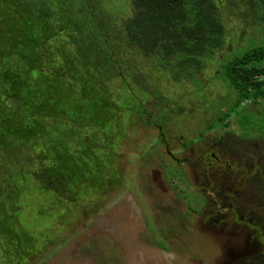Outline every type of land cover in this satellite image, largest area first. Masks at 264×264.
Listing matches in <instances>:
<instances>
[{
	"label": "rangeland",
	"instance_id": "1",
	"mask_svg": "<svg viewBox=\"0 0 264 264\" xmlns=\"http://www.w3.org/2000/svg\"><path fill=\"white\" fill-rule=\"evenodd\" d=\"M26 1L14 5L19 16ZM115 1L114 11H128V0ZM215 1L225 44L192 77L178 79L156 58L126 45L113 56L116 63L97 64L93 55L82 60L74 44H64L55 0L47 19L35 13L25 22L37 60L23 63V41L10 43L0 12V81L22 70L27 82L13 98L6 91L8 112L25 120L40 71L47 81L63 76L60 88L72 101L106 109L102 125L59 114L67 123L60 126L44 107L48 117L39 124L59 128L66 142L60 138L53 148L51 139L10 136L0 146V188L10 184L2 177L29 162L26 181L10 184L19 196L0 192L12 229L24 231L13 244L1 241L7 222L0 218V264H264V135L239 127L238 113L251 114V99L233 108L236 92L222 70L226 58L264 42V22L244 0ZM93 4L91 13L115 29L98 0ZM242 67L263 68L264 58ZM251 78L264 89V74ZM256 103L253 112L264 113V100ZM21 139L28 144L19 151ZM14 146L16 159L9 154ZM57 162L69 178L42 189L40 173L47 175L45 166Z\"/></svg>",
	"mask_w": 264,
	"mask_h": 264
},
{
	"label": "trees",
	"instance_id": "2",
	"mask_svg": "<svg viewBox=\"0 0 264 264\" xmlns=\"http://www.w3.org/2000/svg\"><path fill=\"white\" fill-rule=\"evenodd\" d=\"M73 1L75 0H55L59 8L56 21L62 22L59 25L60 28H65L66 34L64 32L63 39L66 38V42L64 44L70 42L74 44L75 52L79 53L82 60L89 59L93 55V61L97 64H100L101 60L105 61L111 58L110 61L116 63L117 59L113 56L121 50L123 45H126L139 48L145 57L156 58V63L161 67L168 66L173 78H188L192 77L193 73L200 71L205 61L214 57L216 49L225 44V25L215 0H128L127 12L114 11L113 5L117 3L115 0H98V8L107 11L109 19L114 22L115 29L112 27V31L99 16L91 13V7L95 8L93 0H76L75 2L79 3L81 7L78 14L71 7ZM244 1L252 16L263 23L264 0ZM15 3L17 0H0L2 25L11 36L9 40L11 44L23 41L22 52H20L22 62H28L27 64L33 62L34 64L37 59L35 60L34 47L28 40L32 35L27 32L25 22L30 23L33 16H36L35 13H41V20L47 19V10H49L47 5L51 3V0L26 1L25 7L22 10L19 9L21 16L24 17L23 24L20 22L21 16L17 10L19 6H16V9ZM3 12L6 17L2 16ZM18 17L20 18L18 19ZM89 26L91 27L90 32L87 29ZM31 39L35 40V38ZM117 44L120 45L117 47ZM60 48L61 45L56 44L57 51ZM262 58H264V42L260 46L243 51L236 57L232 55L226 58L222 65L223 74L236 92L233 108L239 106L244 99H251L248 110L251 114H241L244 109L238 113L239 127L243 131H259L260 135H264V113L260 111L255 114L253 108L258 104L256 100H264V89L261 88V82L252 81L251 77L256 74H264V67L247 69L242 66ZM27 59L28 61H26ZM24 74L22 70H18L1 78L0 146L5 144L10 136H17L23 138L24 142L30 141V138L43 142H48V139H51V145L55 148L54 146L60 144L64 138L58 133L59 128L48 127V125L42 127L39 124L40 119L48 117L46 111H49L51 116V113H56L60 126H67V123H63L65 121L59 119V114L86 120L91 119L98 125H102L101 122L105 120L103 113L106 111L102 104H95L85 99L81 102L72 101L71 97L60 88V85L63 84V76L57 77L56 74L52 80L47 81L41 71L33 80L34 92H30V96L34 103L31 107H27L25 120L13 116L12 111H7L3 99L6 91H9L13 98L19 91V85L27 83L22 79ZM83 83L86 82L83 81ZM11 101L14 103L13 100ZM20 101L17 99V103ZM18 107H23V105L16 104L15 108L18 109ZM27 116L30 118L29 120ZM18 143L21 147L19 151L25 150V146L28 144L23 143L22 139ZM9 154L13 159H16V146L9 151ZM19 163L20 165L16 167L17 172L11 170L14 177L9 174L2 177L5 183L13 184L16 181H13L14 178L19 180L20 184H23V179L26 181L25 176L29 175L27 171L29 162ZM58 163L54 166H45L46 169L43 171L47 172V175L40 173V179L43 177L40 180L42 189H48L47 186L54 188L60 179L69 178L65 167ZM6 167L9 168V166ZM24 183L27 184V182ZM10 184L0 188V192L3 191L14 200L19 196L20 190ZM0 209V218L7 222L1 234V241L7 240L13 244L16 235L24 231L20 227L13 230L11 222H8L11 219L4 215L5 205H1Z\"/></svg>",
	"mask_w": 264,
	"mask_h": 264
}]
</instances>
